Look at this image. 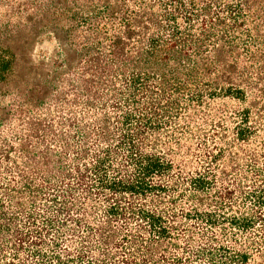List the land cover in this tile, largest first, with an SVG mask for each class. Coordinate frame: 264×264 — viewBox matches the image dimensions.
<instances>
[{
    "label": "trees",
    "instance_id": "16d2710c",
    "mask_svg": "<svg viewBox=\"0 0 264 264\" xmlns=\"http://www.w3.org/2000/svg\"><path fill=\"white\" fill-rule=\"evenodd\" d=\"M0 264H264V0H0Z\"/></svg>",
    "mask_w": 264,
    "mask_h": 264
}]
</instances>
